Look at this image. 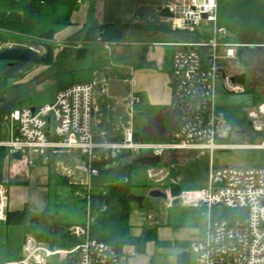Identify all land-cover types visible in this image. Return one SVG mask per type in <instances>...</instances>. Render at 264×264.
I'll list each match as a JSON object with an SVG mask.
<instances>
[{"label":"built area","instance_id":"2783aa9c","mask_svg":"<svg viewBox=\"0 0 264 264\" xmlns=\"http://www.w3.org/2000/svg\"><path fill=\"white\" fill-rule=\"evenodd\" d=\"M165 11L172 32L197 36V41L168 44L174 47L170 84L176 121L168 141L136 140L128 129L119 142L97 143L94 84L78 82L57 92L50 103L15 108L0 116V150L45 156L52 150L75 149L86 158L91 178L99 174L100 167L116 163L123 153L147 151L163 157L173 151H210L213 156L216 151L235 148L264 150V102L253 103L245 111L248 125L237 130L219 103L225 93H247L239 80L247 72L241 59L246 45L232 40L228 28L220 23L219 0H169ZM2 48L0 44V51ZM236 134L241 136L238 140H249L252 134L263 140L258 145L230 143ZM84 186L87 193L77 192L76 196L90 203L91 181ZM168 197L170 205L178 198L181 206L198 210L205 221V228L191 243L192 264H264V167H212L204 187ZM89 203L86 222L67 229L73 247L50 248L28 236L20 257L3 264H47L51 256L64 254H76L78 264H127L116 249L92 236ZM8 205L9 187L0 182V224L7 222Z\"/></svg>","mask_w":264,"mask_h":264},{"label":"crops","instance_id":"0c3cea01","mask_svg":"<svg viewBox=\"0 0 264 264\" xmlns=\"http://www.w3.org/2000/svg\"><path fill=\"white\" fill-rule=\"evenodd\" d=\"M168 1L80 0L78 9L72 13L73 25L57 33L55 41L63 43L83 29L120 24L121 40L112 44L98 40L86 44V56L81 59L84 63L74 72L75 75L71 76L79 80L63 85L47 102H52L57 92L70 84L93 83L95 92L93 134L97 143L119 142L128 129H131L135 139L140 141L166 142L170 139L176 121L171 109L170 84L174 47L168 44L176 40L169 26L170 21L163 13ZM142 27L153 28L146 30ZM37 74L38 72L33 70L25 79L32 81ZM19 83L20 81L17 82ZM136 97L139 98V102L134 103ZM240 137L238 134L234 135L235 139H241ZM139 154L123 153L117 164L127 165L139 158L155 157ZM209 155L206 152L197 156L196 152L173 151L161 157L160 164L167 175V183L164 185L166 191L163 190L172 195L170 184L179 185L184 190L181 181L182 171L197 165L202 167L201 180L207 184L213 167L212 159H208ZM134 165L139 166L131 169V181L137 185L135 189L152 187L154 190V185L149 183L147 172L149 167L154 169L161 165L143 166L135 163ZM91 179L86 167V158L75 149L52 150L45 156L11 154L7 150H0V182L7 183L9 187L8 212L11 214L25 212L27 216L23 224L8 221L0 224L2 242L5 246L0 264L20 257L26 238L34 234L33 231L27 230V226H38L36 228L38 235L35 234L37 237H32L42 242L41 232L50 233L51 226H63L66 231L68 225L84 224L86 219L81 223L71 222L70 217L64 216L61 209L66 208L68 203H64V200L69 196L74 199L72 205L77 207L75 209L80 211L84 219L81 205L70 194L69 186H84ZM149 204L154 208L153 200L150 199ZM150 230H154V227L144 231L142 235ZM197 237L186 241L188 247L176 255L175 264H179V255L185 251L193 258L190 247ZM150 242L154 244V241ZM127 247L129 246L125 249ZM129 248L135 250L133 246ZM122 257L125 263L131 264L125 253ZM151 261L154 262L151 259L140 264ZM47 264H78V257L76 254L54 255L48 259Z\"/></svg>","mask_w":264,"mask_h":264},{"label":"rangeland","instance_id":"374dc122","mask_svg":"<svg viewBox=\"0 0 264 264\" xmlns=\"http://www.w3.org/2000/svg\"><path fill=\"white\" fill-rule=\"evenodd\" d=\"M21 15L22 14L16 12L0 10V19L4 20L18 21L21 20ZM88 29L80 31L84 34L80 35V39L75 44L73 42L66 43L64 41L63 43H58L54 41L53 60L49 64L27 65L22 69H31L28 71L27 75L33 70H36L38 74L34 80L29 81L28 79H25L26 75L23 80H20L19 84H17L18 81H11L9 86H0V106L6 104H13L15 107H20V105L40 106L49 102L54 93H56V90L63 87V85L73 80H79L77 77L71 78V76L73 74L75 75L74 72H76V70L84 63L81 59L85 57H80L84 53L80 54V51L86 50V56L87 49L86 44L84 43V36ZM172 34L174 35L175 40L185 39L189 41H197V36L189 32L179 31L172 32ZM230 34L232 40L246 45V49L244 48V57L248 64L251 87L255 91V94L246 93L236 95L225 93L219 97V103L223 107H240L243 110L248 111L253 108V103L257 104L259 102H264V34H250L247 37L241 32H232ZM236 35H238L237 38H235ZM18 36H20L21 39L10 37L6 42H0V44L3 47L24 46L31 47L39 51L42 50L37 44V42L40 41L38 38L19 34ZM119 41L102 43L112 44L118 43ZM59 52H63L65 55L57 57ZM76 57H78V59H75ZM14 70L18 72L22 71L21 68L18 67H15ZM247 84L248 81L246 80L245 85ZM262 140L263 138L261 135L252 134L249 140L235 139L230 143L258 145L262 142ZM205 152L210 154L208 159H212V166L216 169H247L253 167H264V150L261 149L235 148L229 151H216L212 157L210 151H197L196 154L197 156H201ZM146 154H148L147 151H142L139 155ZM162 168V165L159 168L154 167V169L153 167H149V171L147 172L150 179L149 183L154 185V190L157 191H164L163 189L166 188L164 185L167 183V175ZM201 172L202 167H199L198 165L183 170L181 181L184 189H199L204 187L206 183L201 180ZM151 188L152 187H146L135 189L133 191V194L135 193L140 197H144L145 200L142 205L133 202L131 236L139 237L144 231L154 227V231L157 233L159 240L167 242V245L158 246V244L154 241V244L151 242L147 244L145 253L135 254V250L129 248L130 246L124 250V253L130 258L131 264H140L144 260L150 261L151 259H153L157 264H175L176 255L186 249V241H191L193 238L199 236V233L201 234L202 230L205 228V221L201 217L199 211L198 213L200 217L197 214L193 215L190 210L191 208L188 209L182 207L180 204L171 206L169 198L151 197ZM172 196L174 195L172 194ZM150 199L155 202L154 208L149 204ZM64 201V203H68L66 208L61 209V212L65 214L64 216H69L71 222L73 223L84 222L88 213L87 209L81 208V211L84 213L83 219L80 211L75 209L77 207L72 205V201H74V199L67 196ZM75 212L77 215H74ZM230 212L233 214L237 213L236 211ZM168 221L172 225H179V227L174 228L166 225ZM30 227L27 226V230L33 231L34 234L32 233V236L37 237L36 235L38 234H36V228L38 226H33L31 229ZM41 233L43 235V238L41 239L43 244L63 250L73 247V242L68 237L67 230L64 233L57 235H52L47 232ZM1 234L2 229H0V257L4 254L5 247L2 242L3 238ZM27 235H29V233ZM189 257L191 260L190 264H192L193 258L190 254Z\"/></svg>","mask_w":264,"mask_h":264},{"label":"trees","instance_id":"16d2710c","mask_svg":"<svg viewBox=\"0 0 264 264\" xmlns=\"http://www.w3.org/2000/svg\"><path fill=\"white\" fill-rule=\"evenodd\" d=\"M80 0H0V10L11 11L22 14L21 20L12 21L0 19V42H6L8 38L21 39L19 35H28L38 38L37 42L55 43V37L61 30L73 25L71 20L72 13L78 9ZM166 14V11L163 12ZM219 21L226 26L230 33L241 32L244 36L250 34H264V0H219ZM120 24L103 25L91 27L84 36V43L100 40L101 42H112L121 40ZM146 30L153 27H142ZM83 32V31H82ZM76 33L67 38L65 42L74 44L80 39ZM103 34V36H101ZM236 35L235 38H237ZM24 47V46H15ZM246 49V48H245ZM86 51V50H85ZM85 51L80 57H85ZM244 49L241 51V57L247 72L239 80L246 84L248 81L247 93L255 94L251 87V79L248 71V64L244 57ZM54 45L50 62L53 60ZM65 55L59 52L57 57ZM49 62V63H50ZM47 63V64H49ZM31 69L15 71L14 67L9 68L0 77V86H9L11 81H20ZM261 97V96H260ZM13 104L0 106V116L15 109ZM228 121L237 130L248 125L245 110L240 107H222ZM240 132V130H238ZM116 163L109 166L100 167L97 176L91 179L90 203L85 199L76 196L77 192L86 194V186H69L70 194L80 203L81 208L86 209L90 205L93 222L91 224V234L93 237L104 241L116 249L119 254L124 253L126 246H133L135 252L145 253L147 243L155 241L158 246H166L167 242L159 240L157 233L150 230L139 237L131 236L130 214L133 200L129 198L137 187L131 181V169L138 168V165L129 163L121 165ZM174 196H179L181 187L176 184H170ZM106 206V209H103ZM189 209V208H188ZM193 215H199L198 210L190 209ZM200 217V215H199ZM15 218V219H13ZM25 212H8V223L23 224L26 221ZM167 225L174 228L179 225H172L169 221ZM66 230L70 225L66 226ZM188 247V244H186ZM179 264H190L188 251L179 255Z\"/></svg>","mask_w":264,"mask_h":264},{"label":"water","instance_id":"95a60500","mask_svg":"<svg viewBox=\"0 0 264 264\" xmlns=\"http://www.w3.org/2000/svg\"><path fill=\"white\" fill-rule=\"evenodd\" d=\"M101 36H103V34H101ZM38 45L42 49L41 51L31 47H3L0 51V77L16 63L28 65L49 63L52 56L53 45L48 42H39ZM249 125L251 124L249 123ZM134 163L143 166H156L161 163V157H143L135 160ZM150 193L151 197L169 198L165 191L152 190ZM129 198L140 205H142L145 200L144 197L134 194H131ZM179 203L180 201L178 198L173 201V205H178ZM49 231L51 234L55 235L62 234L65 231V227L59 225L51 226Z\"/></svg>","mask_w":264,"mask_h":264},{"label":"flooded vegetation","instance_id":"af4514ba","mask_svg":"<svg viewBox=\"0 0 264 264\" xmlns=\"http://www.w3.org/2000/svg\"><path fill=\"white\" fill-rule=\"evenodd\" d=\"M27 65H28V64H20V63H16L13 67H14V68H15V67H18V68H21V70H22V69L25 68Z\"/></svg>","mask_w":264,"mask_h":264}]
</instances>
